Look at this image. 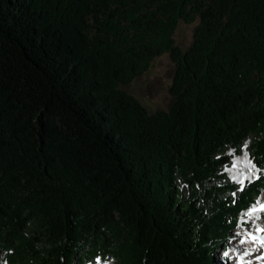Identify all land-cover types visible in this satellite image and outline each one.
Returning <instances> with one entry per match:
<instances>
[{
    "label": "trees",
    "instance_id": "trees-1",
    "mask_svg": "<svg viewBox=\"0 0 264 264\" xmlns=\"http://www.w3.org/2000/svg\"><path fill=\"white\" fill-rule=\"evenodd\" d=\"M163 53L150 113L121 84ZM262 190L264 0H0V264H218Z\"/></svg>",
    "mask_w": 264,
    "mask_h": 264
},
{
    "label": "rangeland",
    "instance_id": "rangeland-1",
    "mask_svg": "<svg viewBox=\"0 0 264 264\" xmlns=\"http://www.w3.org/2000/svg\"><path fill=\"white\" fill-rule=\"evenodd\" d=\"M196 23L197 20L191 23L183 21L179 23L174 33L178 46L186 49L192 43ZM174 71L175 62L169 53H163L154 58L148 70L136 75L130 82L121 84V87L137 98L150 113L167 110L172 102L170 85ZM227 171L239 182L257 176V170L247 152L240 155L232 154V166ZM262 205H264V190L251 207L239 213L238 224L230 231L226 246L222 245L215 253L214 258L218 264H264V252L259 251V248L250 249L251 246L245 244L248 234H251L255 227L264 225ZM249 251L250 254L247 253ZM225 252L228 253L227 256L224 255ZM107 264H117V262L109 259Z\"/></svg>",
    "mask_w": 264,
    "mask_h": 264
},
{
    "label": "bare ground",
    "instance_id": "bare-ground-1",
    "mask_svg": "<svg viewBox=\"0 0 264 264\" xmlns=\"http://www.w3.org/2000/svg\"><path fill=\"white\" fill-rule=\"evenodd\" d=\"M253 236L255 237V239L252 238ZM245 242V244L251 246L249 247L250 249L259 248V251L264 252V225L255 227L251 234H248V238ZM247 253L250 254L251 252L249 251Z\"/></svg>",
    "mask_w": 264,
    "mask_h": 264
},
{
    "label": "snow or ice",
    "instance_id": "snow-or-ice-1",
    "mask_svg": "<svg viewBox=\"0 0 264 264\" xmlns=\"http://www.w3.org/2000/svg\"><path fill=\"white\" fill-rule=\"evenodd\" d=\"M245 147H247V145H245ZM233 167H235V165H233ZM233 179H235V177H233ZM262 208H264V205H262ZM252 238H253V239H255V237H254V236H253ZM241 243H243V241H241ZM224 255H225V256H227V255H228V253H227V252H225V253H224Z\"/></svg>",
    "mask_w": 264,
    "mask_h": 264
}]
</instances>
